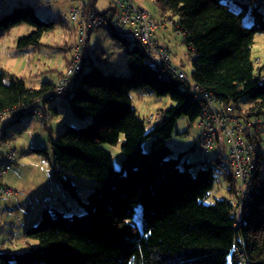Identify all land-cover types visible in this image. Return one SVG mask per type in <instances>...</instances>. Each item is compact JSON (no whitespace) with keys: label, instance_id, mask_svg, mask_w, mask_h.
I'll return each mask as SVG.
<instances>
[{"label":"trees","instance_id":"1","mask_svg":"<svg viewBox=\"0 0 264 264\" xmlns=\"http://www.w3.org/2000/svg\"><path fill=\"white\" fill-rule=\"evenodd\" d=\"M73 2L58 16L80 7L78 0ZM97 2L84 0L83 4L98 11ZM231 2L239 12L231 8ZM155 3L161 21H173L174 31L181 33L183 44L192 53L190 81L186 75L180 80L157 65L147 64L145 48L135 40L127 52L129 77L106 75L86 57L93 33L88 36L81 70L60 95H56L57 84L52 82L32 89L12 76L7 84V75L0 70V145H11L7 129L26 117H37L46 127L57 111L56 107L46 111L44 104L57 99L77 118L92 119L88 127L67 126L55 141L51 140V179L82 205L85 214L68 216L46 206L38 224L24 233L28 249L23 253L1 251L0 264H264V154L256 157L242 219L238 221L236 208L229 202L237 189L229 157L225 159L229 197L205 205L216 180L213 168L195 173L193 164L186 160L182 163L183 153L174 158L168 145L180 119L186 118L191 124L201 120L208 103L204 94L226 108L232 107L245 122L264 117L262 68L257 69L253 59L256 36L264 33V5L253 4L252 0ZM113 12L111 4L99 13L112 17ZM248 12L254 18L251 27L244 24ZM20 25L32 29L29 37L18 42L21 50L40 47L43 36L55 29V23L43 22L28 6L0 19V37ZM106 31L124 47L129 46V36L119 34L112 25ZM142 89L158 98H169L174 104L159 113L150 131L133 108L130 96ZM39 114L47 118H39ZM121 136L125 138L124 160L121 170L116 171L104 146H117ZM147 140H152L149 152L143 149ZM199 140L201 143L202 133ZM221 142L218 139L216 146ZM34 152L47 157L45 148ZM2 156L0 153V159ZM225 160L219 156L213 163L221 168ZM75 178L95 180L85 203L80 200ZM138 207L143 211L142 229L129 223Z\"/></svg>","mask_w":264,"mask_h":264},{"label":"rangeland","instance_id":"2","mask_svg":"<svg viewBox=\"0 0 264 264\" xmlns=\"http://www.w3.org/2000/svg\"><path fill=\"white\" fill-rule=\"evenodd\" d=\"M137 7L144 9L151 16H156L155 0H133ZM248 3L249 0H236ZM264 5V0H260ZM253 4L259 3L258 0L252 1ZM33 6L36 15L45 23H55V29L46 33L42 40L41 46L37 49H19L18 42L27 38L30 35L26 25H20L13 28L10 32L5 33L0 37V70L6 75V83H10V77L15 76L22 79L29 88L39 89L44 82H52L57 84V79L60 73L66 72L65 67L67 62L73 57V45L77 43L79 37L75 35L77 28L67 22L59 20L58 12L67 11L71 5L68 0H0V19L14 11V9ZM111 6L109 0H98L96 9L100 13H104ZM230 6L235 11L239 12L240 8L234 2ZM264 11V7H263ZM244 20L246 27H251L253 24V16L247 14ZM169 20H165V22ZM248 24V22H251ZM171 30L169 40L166 46L170 47V61L173 60L175 68L182 67L178 63H184L181 68L186 75V79L191 80L192 66L191 56L184 49L185 58L180 60L179 54L175 60V52L179 48L187 46L183 44V39L174 32V26L168 25ZM131 41L128 47L115 41L107 31L94 33L87 43L88 63L92 62L95 67L103 71L106 75L114 74L122 77H129L128 70V55L127 52L134 47L133 38L128 37ZM100 42V43H99ZM174 48H173V44ZM98 50H96V48ZM172 47V48H171ZM171 54L173 55L171 57ZM264 57V33L258 34L255 39L253 48V59ZM172 62V61H171ZM89 70L90 67H87ZM180 69V70H181ZM64 72V73H65ZM63 73V74H64ZM57 81V82H56ZM133 108L137 114L145 121L147 131L153 128V123L149 120L162 111L173 106V102L169 98H158L149 91L142 89L133 91L131 94ZM53 107L57 105L59 113L54 115L49 121L48 126L43 127L37 117H26L22 121L15 123L7 129L6 135L11 141L13 149H16L17 160L13 171L4 177L3 184L12 188L17 192L16 197L0 201V244L10 243L4 251L9 253H23L28 247L24 239V233L27 228L36 226L41 218L42 210L46 206L58 209L68 216L84 215L85 211L82 205L70 195H68L62 186L51 179V172L54 169V158L52 153L51 140L55 141L65 130V127L71 126L75 128H85L92 122L91 118L79 119L70 108L65 105L59 106L60 101L54 100L49 105ZM47 104H44L46 106ZM47 106V107H48ZM43 107V106H42ZM154 122V120H153ZM155 123V122H154ZM201 120H196L193 124L189 123L186 118H182L177 122V126L172 139L168 141L174 154V158H178L183 153V162L189 159L188 163L193 164V171L197 173L201 169L213 168L216 180L213 190L209 197L204 201L205 205H214L217 201L228 199L230 184L226 179L229 174L228 163L225 159L229 156V145L226 139L222 138L220 146H216L212 151L207 153V156L202 155L199 151L201 136L200 128ZM49 128L52 132L47 130ZM201 138V137H200ZM264 139V135H263ZM185 140V141H184ZM125 142L124 136H121L117 146L105 145L104 148L108 151L113 160V168L116 171L121 170L124 155L122 153V145ZM152 140H147L143 149L145 152L150 151ZM47 149V157L38 155L34 152L35 149ZM1 159H5L7 153L6 147L0 145ZM219 156L222 157L223 167H218L214 162ZM182 165V164H181ZM181 168L184 170L183 165ZM75 185L78 187L79 197L82 203L87 202L88 196L93 192L95 180L87 178H75ZM237 184V183H236ZM235 197V195H234ZM232 199V198H231ZM16 204L17 208L30 207V213H22L15 217L7 215L5 210H9L12 205ZM25 210V211H26ZM243 212V208H241ZM236 214V218L242 219L240 211ZM241 212V216H242ZM141 207L136 209L134 218L129 221L130 225L142 229ZM13 233L14 241L6 238L2 230ZM32 246L35 243L30 242ZM46 264V263H41ZM228 264H232L231 261Z\"/></svg>","mask_w":264,"mask_h":264},{"label":"built area","instance_id":"3","mask_svg":"<svg viewBox=\"0 0 264 264\" xmlns=\"http://www.w3.org/2000/svg\"><path fill=\"white\" fill-rule=\"evenodd\" d=\"M84 0H78L80 7L72 8L67 13H59L64 21L75 24L78 28L79 40L75 47V54L71 65L61 75L57 82L56 95L64 93L70 80L81 70L84 51L88 36L98 31H106L112 25L119 34L133 38L145 48L147 64L157 65L166 71L171 77L183 80L185 73L175 68L170 61V47L162 45L155 40L158 23L147 11L136 6L133 0H112L114 8L113 16L100 14L98 11L87 8ZM174 25L173 21L165 22ZM177 32V31H176ZM177 32V35H180ZM257 69L264 67V57L254 60ZM198 98L202 95L197 94ZM208 100L202 113L200 128L202 130V141L199 151L207 156L217 144L218 139H226L229 145V165L233 178L237 181V189L234 198L230 199L233 208L241 210L244 208V200L255 170V160L258 154H264V117L254 118L250 122L239 119L232 107H225L220 101L204 94ZM39 118L46 119L47 116L39 114ZM160 114L152 117L149 122L155 124ZM2 120V119H1ZM154 120V122H153ZM5 159H0V199H10L17 196V192L2 184L5 174L10 173L16 165L17 152L9 144L6 146ZM240 211V217H241ZM239 220V217L237 219ZM243 257V254H242Z\"/></svg>","mask_w":264,"mask_h":264},{"label":"crops","instance_id":"4","mask_svg":"<svg viewBox=\"0 0 264 264\" xmlns=\"http://www.w3.org/2000/svg\"><path fill=\"white\" fill-rule=\"evenodd\" d=\"M252 1H254V0H252ZM68 2L69 3H71V5L70 6H72V5H74V2H73V0H68ZM109 2H110V4H112V0H109ZM258 2H261L260 0H258ZM30 7H32L33 9H34V7L33 6H31V5H29ZM237 6V5H236ZM157 9V8H156ZM234 10V9H233ZM34 11H35V9H34ZM36 13V12H35ZM156 13V16H154V15H152V17L158 22V23H161L159 26H158V28H157V31H156V34H155V40H156V42H158V43H160V44H162V45H165L166 43H168L167 41L169 40V35H171V30L170 29H168V25L167 24H163L164 23V21L165 20H163V21H161L162 19H161V16L157 13V11L155 12ZM248 13H250V12H248ZM247 13V14H248ZM246 14V16H245V19L247 18V15ZM252 23V21L251 22H248V24H251ZM28 27V26H27ZM28 32H32V29L30 28V27H28ZM101 32V31H100ZM175 32V31H174ZM177 33V32H176ZM94 34V33H93ZM92 34V35H93ZM75 35L78 37V31L76 32V30H75ZM92 35L89 37V41H90V39H91V37H92ZM178 36H181V35H178ZM182 38V37H181ZM79 40V39H78ZM77 43H78V41H77ZM77 43H75L74 45H73V49H74V47L76 46V44ZM100 43V42H99ZM182 43H183V41H182ZM173 44V43H172ZM181 45H184V44H181ZM186 46V45H185ZM172 48V47H171ZM173 48H174V44H173ZM188 50H187V49ZM28 49H30V48H28ZM34 49H37V48H34ZM184 49H186L187 50V52L189 53V55L191 56L192 55V53L189 51V48L188 47H185V48H179L178 49V51L176 50V52L174 53L175 54V60L177 59V54H179V56H180V60H182L183 58H185V52H184ZM173 55L171 54V57H172ZM72 58L73 57H71V59L67 62V64H66V67H65V70L67 69V67L71 64V62H72ZM172 62H171V64L173 65V60H171ZM180 66H184V63H182V62H180V63H178ZM175 66V65H174ZM176 67V66H175ZM182 67H180V69L182 68ZM178 68V67H177ZM179 69V68H178ZM182 70V69H181ZM65 71H63L62 73H60L59 74V76H58V79H57V81L59 80V78H60V76L64 73ZM261 76H262V79H264V67H262V71H261ZM56 81V82H57ZM43 84V83H42ZM48 104L46 105V106H44L45 107V110L46 111H49V112H51V110L52 109H54V107H56V111H57V114L59 113V110H58V108H57V105H55L54 107H53V104L52 105H49L48 107ZM59 106H61V107H64L65 105L63 104L62 105V102L59 104ZM56 114V115H57ZM54 115L52 114V117H53ZM50 121H51V119H50ZM47 126H48V124H47ZM201 137V136H200ZM200 137H199V139H200ZM263 138V137H262ZM185 141V140H184ZM189 159H187V157H186V161H188ZM189 162V161H188ZM14 169V168H13ZM13 171V170H12ZM9 174V173H8ZM7 174V175H8ZM6 175V176H7ZM12 207L13 208H11V209H9V210H5V212H6V216L7 215H12V216H15V217H17V216H19L21 213H22V209H23V212H26L25 214H29L30 213V207L29 208H27V210L26 209H24V208H17V209H15V207H16V204H14V205H12ZM26 210V211H25ZM1 213H3V212H0V215H1ZM9 232H11V231H9ZM9 232H7L6 231V229H3L2 230V233H4V235L6 236V238H8V239H11L12 240V244H13V241H14V236H13V233H9ZM10 243L8 242V243H2V244H0V252L1 251H4V249L6 248V246L7 245H9Z\"/></svg>","mask_w":264,"mask_h":264}]
</instances>
